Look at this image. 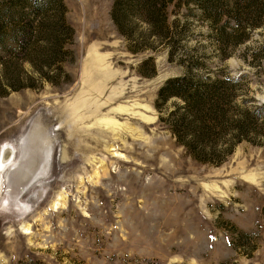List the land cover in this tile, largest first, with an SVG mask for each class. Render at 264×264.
Returning a JSON list of instances; mask_svg holds the SVG:
<instances>
[{"label": "rangeland", "instance_id": "rangeland-1", "mask_svg": "<svg viewBox=\"0 0 264 264\" xmlns=\"http://www.w3.org/2000/svg\"><path fill=\"white\" fill-rule=\"evenodd\" d=\"M35 1L0 0V264H264V146L243 140L219 165L194 159L155 107L183 73L166 45L152 37L154 49L130 52L115 0L42 8L45 29L25 39L16 23ZM174 8L188 22L179 50L245 75L264 107V14L220 58L218 27L236 19L211 26L194 0ZM54 27L72 54L52 56ZM50 56L45 73L29 61ZM150 56L155 74L143 76Z\"/></svg>", "mask_w": 264, "mask_h": 264}, {"label": "trees", "instance_id": "trees-1", "mask_svg": "<svg viewBox=\"0 0 264 264\" xmlns=\"http://www.w3.org/2000/svg\"><path fill=\"white\" fill-rule=\"evenodd\" d=\"M174 1L115 0L111 10V18L118 33L130 42V52L154 49V44L149 42L154 37L158 43L168 47V60L183 70L181 75L166 79L158 90L155 107L161 113L160 121L167 124L178 142L194 159L204 163H223L243 140L264 146V107L251 103L252 98L244 86L245 75L233 76L229 72L222 73L217 70L213 72L203 61V56H193L179 50L188 22L179 24L181 18L178 17L177 9H169ZM194 1L201 5L202 16L210 21L211 26L220 23L224 17L231 21L236 19L233 24L227 20L218 27L217 45L220 58H228L237 45L246 41V27L249 26L244 23L250 25L251 20L256 22L264 14V0ZM25 2L19 4L26 7ZM61 2L36 0L32 6L33 19L27 20L25 14H22L16 23L20 25L19 30L23 37L30 39L40 36L45 29L46 17L42 8L57 12L58 8L63 7ZM172 14L176 17L170 20ZM183 15L189 18L194 14L188 11ZM140 22L146 27L144 31H139ZM68 29L73 31L70 26ZM60 30L54 27L53 32L57 38L50 48L52 56L73 53L64 49L63 40L59 37ZM138 31L137 36L135 33ZM52 56L44 60L29 61L34 70L45 73L42 63L50 66L54 61ZM155 69L153 56L142 60L138 66V72L143 76L154 75ZM169 103L172 108L167 110L165 108Z\"/></svg>", "mask_w": 264, "mask_h": 264}, {"label": "bare ground", "instance_id": "bare-ground-1", "mask_svg": "<svg viewBox=\"0 0 264 264\" xmlns=\"http://www.w3.org/2000/svg\"><path fill=\"white\" fill-rule=\"evenodd\" d=\"M4 153H5V151H4ZM1 164H2V166L6 165V163H5V157L3 158V160H1Z\"/></svg>", "mask_w": 264, "mask_h": 264}]
</instances>
